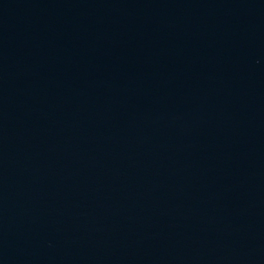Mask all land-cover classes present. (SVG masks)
<instances>
[{
    "label": "water",
    "instance_id": "1",
    "mask_svg": "<svg viewBox=\"0 0 264 264\" xmlns=\"http://www.w3.org/2000/svg\"><path fill=\"white\" fill-rule=\"evenodd\" d=\"M0 264H264V0H0Z\"/></svg>",
    "mask_w": 264,
    "mask_h": 264
}]
</instances>
